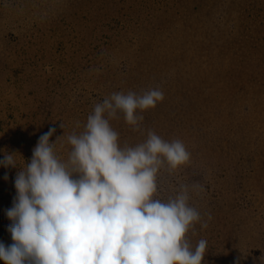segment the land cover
Listing matches in <instances>:
<instances>
[{
    "label": "rangeland",
    "instance_id": "374dc122",
    "mask_svg": "<svg viewBox=\"0 0 264 264\" xmlns=\"http://www.w3.org/2000/svg\"><path fill=\"white\" fill-rule=\"evenodd\" d=\"M13 1L0 0V160L17 153L25 166L55 128L66 161L67 137L97 103L159 89L164 100L138 110L142 132L122 112L110 119L119 145L143 143L148 130L181 140L190 160L160 173L153 198L188 186L208 225L187 234L193 247L207 241L202 264H264V0ZM18 167L0 166L6 246Z\"/></svg>",
    "mask_w": 264,
    "mask_h": 264
},
{
    "label": "clouds",
    "instance_id": "9594fccd",
    "mask_svg": "<svg viewBox=\"0 0 264 264\" xmlns=\"http://www.w3.org/2000/svg\"><path fill=\"white\" fill-rule=\"evenodd\" d=\"M163 100L161 90L151 89L113 93L97 103L84 131L67 137L66 161L55 150L61 136L51 140L55 128L39 137L23 167L17 153L5 151L0 166L20 170L6 210L13 243L0 242L4 264H202L207 241L193 247L187 234L197 223L208 225L189 205L188 186L166 201L153 198L160 173L189 162L185 144L148 130L143 143L121 147L109 122L122 112L142 132L138 110Z\"/></svg>",
    "mask_w": 264,
    "mask_h": 264
},
{
    "label": "trees",
    "instance_id": "16d2710c",
    "mask_svg": "<svg viewBox=\"0 0 264 264\" xmlns=\"http://www.w3.org/2000/svg\"><path fill=\"white\" fill-rule=\"evenodd\" d=\"M9 1H11V2H14L13 0H9ZM4 1H1V3H3Z\"/></svg>",
    "mask_w": 264,
    "mask_h": 264
}]
</instances>
